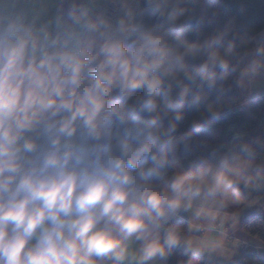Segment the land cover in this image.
<instances>
[{
	"label": "clouds",
	"instance_id": "obj_1",
	"mask_svg": "<svg viewBox=\"0 0 264 264\" xmlns=\"http://www.w3.org/2000/svg\"><path fill=\"white\" fill-rule=\"evenodd\" d=\"M219 4L0 0V264H232L264 208V29Z\"/></svg>",
	"mask_w": 264,
	"mask_h": 264
},
{
	"label": "trees",
	"instance_id": "obj_2",
	"mask_svg": "<svg viewBox=\"0 0 264 264\" xmlns=\"http://www.w3.org/2000/svg\"><path fill=\"white\" fill-rule=\"evenodd\" d=\"M219 8L222 17L235 16L237 26L253 32L264 29V0H220ZM243 9V11H241ZM264 108V103L256 101L249 111ZM222 131L229 129L235 131L251 130L253 122L246 112L225 113L218 122ZM264 204V193L260 194ZM242 232L251 239L257 240L264 246V208L241 226ZM219 264V263H216ZM237 264H264V257L256 256L250 252L244 253Z\"/></svg>",
	"mask_w": 264,
	"mask_h": 264
},
{
	"label": "crops",
	"instance_id": "obj_3",
	"mask_svg": "<svg viewBox=\"0 0 264 264\" xmlns=\"http://www.w3.org/2000/svg\"><path fill=\"white\" fill-rule=\"evenodd\" d=\"M256 101H254L253 103H255ZM260 213V209L258 210H255L253 212H250L248 214L245 215L243 221L241 222V226L246 222L248 221L250 218H252L254 215H257ZM239 242H245V243H248L249 245H251L252 247H255V248H258L260 249V252L262 254V256L264 257V246L262 244H260L257 240L255 239H251L250 237L246 236L242 230H241V227L239 228V232H238V239L235 241V245L233 244H230L229 245V250L231 251L232 248L234 246H239ZM263 251V253H262ZM242 253L239 249V251H237L235 254H234V259L232 260V264H237L240 260V258L242 257ZM216 263H219V264H224L223 261H218Z\"/></svg>",
	"mask_w": 264,
	"mask_h": 264
},
{
	"label": "built area",
	"instance_id": "obj_4",
	"mask_svg": "<svg viewBox=\"0 0 264 264\" xmlns=\"http://www.w3.org/2000/svg\"><path fill=\"white\" fill-rule=\"evenodd\" d=\"M239 249H240L242 254L250 252V253H252V254H254L256 256L263 257L261 252H260V249L252 247L248 243L239 242Z\"/></svg>",
	"mask_w": 264,
	"mask_h": 264
},
{
	"label": "rangeland",
	"instance_id": "obj_5",
	"mask_svg": "<svg viewBox=\"0 0 264 264\" xmlns=\"http://www.w3.org/2000/svg\"><path fill=\"white\" fill-rule=\"evenodd\" d=\"M255 103H256V102H255ZM255 103H252L251 106L254 105ZM205 139H209V138L206 137ZM262 253H263V251H262Z\"/></svg>",
	"mask_w": 264,
	"mask_h": 264
}]
</instances>
